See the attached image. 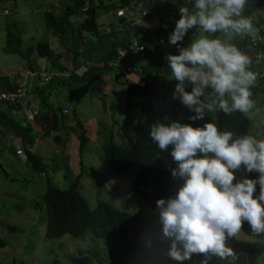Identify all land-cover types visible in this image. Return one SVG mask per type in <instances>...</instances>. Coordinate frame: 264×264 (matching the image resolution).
<instances>
[{
  "label": "clouds",
  "instance_id": "9594fccd",
  "mask_svg": "<svg viewBox=\"0 0 264 264\" xmlns=\"http://www.w3.org/2000/svg\"><path fill=\"white\" fill-rule=\"evenodd\" d=\"M247 2L188 0L191 9H178L168 45L183 43L193 29L200 35L164 60L170 80L176 81L171 100H178L192 115L187 123L182 117L172 120L165 115L149 126L147 136L157 150L156 158L167 153L174 165L167 170L178 187L155 201L140 235L138 264H186L194 256H199V264H210L213 257L235 260L225 242L240 234L242 224L253 234L264 233V138L219 131L215 122L192 126L204 119L206 110L246 114L255 109L251 88L257 86V77L264 81L260 74L264 52L256 54L251 71L250 58L243 51L264 44V32L256 34L251 18L242 15ZM88 8L86 4L71 22H83ZM205 33H221L225 39ZM233 35H248L251 42L241 51L229 42ZM248 173L258 175L248 178Z\"/></svg>",
  "mask_w": 264,
  "mask_h": 264
},
{
  "label": "trees",
  "instance_id": "16d2710c",
  "mask_svg": "<svg viewBox=\"0 0 264 264\" xmlns=\"http://www.w3.org/2000/svg\"><path fill=\"white\" fill-rule=\"evenodd\" d=\"M70 1L71 2L66 5V9L70 12L67 13L68 11H66L59 17H61L62 20L66 19L67 22L72 16L79 15L84 6L88 4L89 8L85 14L86 19L80 23L81 30L97 35L98 25L95 19L97 9L110 13V11L126 5L125 0H116V3H114L115 6L112 5L111 0H107V3L103 2L104 0ZM163 2L164 3H161L163 11L159 14V21L156 24L155 30L145 34V36L149 37L147 40L150 39L151 41V38L154 40V43L151 44V48L146 49L144 52L145 59L152 60V63L144 66L142 65L140 68L149 76L143 80H141V78L135 81L126 80L125 83V93L123 96L124 108L121 120L119 124H117L120 145L116 144L111 137L108 142L102 146L106 164L111 168L113 173L122 175L126 179L131 194L135 195L137 199L127 198L136 202L137 206L133 207L134 210L132 211L131 209L125 210V208H123V211L108 203L99 202L96 208H90L78 191L80 177L84 176L86 170L80 163L79 175L67 189H58L51 185L47 186V190L43 197L47 214L46 230L43 237L45 240H56L63 236H68L73 239L87 241V247L83 250L80 249L76 251L75 249L72 252L65 253V262L54 258L52 259V264H138V258L134 261V257H132V254L140 249V237L136 236V232H133L131 227L133 217L136 215L135 211L143 213L141 209L142 204L152 211L157 199L172 195L178 187V182L170 178V174L167 170L169 166H174L170 157L167 153H161L160 158H156L155 153L157 150L155 146L151 144L147 133L149 126L155 119L167 115L172 120L182 117L183 122L187 123V117L192 115V113L184 108L178 100H171L170 94L176 81L170 80L171 78L168 80L157 79L159 75H170L164 56L166 54H176V50L174 46L168 45L167 35L173 30L174 22L179 19L178 9L182 6L191 9V4L188 3V0H163ZM253 3H255L254 0ZM143 4L149 10V16L142 19L145 24L148 23L150 17L153 16L152 12L153 9L156 8L157 1L145 0ZM247 4H249V1ZM246 5L242 15L250 17L253 28L256 29V34L262 35L264 32V15H256L253 12L254 8H248ZM61 19L60 22L62 27L60 31L66 33V30L63 28L66 24L63 23ZM58 22L59 21H57L56 24ZM121 28H125L124 32L126 35L130 25L126 27L121 26ZM113 34L114 33L108 34V38L113 39ZM207 35L209 38H217L218 33ZM20 36L21 31L17 28V25L13 22L7 23L5 26L4 52L15 54L28 60L30 59L31 53L35 52L38 58L49 60L52 64L58 66L60 72L66 71L71 75L67 78H56L51 80L55 81L57 86L65 89L81 86L86 83L90 76L111 69L109 62H107V64L105 63L102 68L89 65L84 76L78 78L72 75V73L83 64H86V59H88V56H86L79 46L76 45L75 48L71 49L68 57L63 60V62L71 60L73 63L71 67H66L63 66V63H58V58L55 57L47 41H41L29 47L26 54L21 53L19 51ZM131 36L132 35H129L128 39ZM72 38L76 39L74 34H72ZM251 38L252 37L248 35H233L229 42L235 44L243 51V44L249 45ZM161 39L163 43L159 42ZM180 45L181 47L185 46L183 43ZM119 46H121V43L112 41L108 48V53H106V56L110 58H108L109 61H112V58L114 59L115 50ZM260 51L264 52L263 43L257 46H248L246 52L243 51L249 56L251 61L249 70L254 71L253 68L257 58L256 54ZM80 52L82 53L81 55ZM78 58L80 59L78 60ZM262 59L264 60V55ZM151 73L155 75L152 76ZM260 74L262 77L264 76L263 71H261ZM115 77L121 78L119 76ZM256 80L257 86L251 88V99L255 102V109H253V111L260 109L262 110L261 115H264V81L258 77ZM46 85H44L42 89H44ZM189 90L190 88H186V91ZM207 91L209 90H206V94ZM6 106H8L9 110L13 109L18 113L21 110V103ZM109 110L113 112L112 116L114 118L115 112L113 102L109 104ZM63 117L64 114H61V118L58 119L56 111L52 110L51 114L38 117L40 121H46L45 123L51 119L52 121L47 124V126L41 122L36 125L33 123L23 125L9 117H7L2 125L7 129H11L15 136H18L22 141L25 140L28 145H33L37 137L42 138L44 136L52 137L55 143L60 144L61 136L57 131L60 129V126L64 130L68 129ZM113 121L116 120L114 119ZM206 122H215L219 131H233L237 135H254L255 132V125L252 123L248 114L239 112L224 114L216 110L213 113L205 114L203 120L192 123V126H201ZM256 122V125H258V121ZM75 124V127L78 126L79 128L76 134L79 139V154L81 155L88 143V137L86 131L81 126V121L75 119ZM37 127H40L42 131ZM24 153L26 154L27 161L31 162L33 169L37 173L43 174L45 165L42 161L25 148ZM85 175H87V171ZM255 176L256 173L247 174L248 178H255ZM9 229L17 230L16 227H9ZM241 231L247 236L257 235L251 233L246 223L242 224ZM225 243L226 246L234 251L236 259L231 260V258H227L221 260L217 257H213L210 264H264V237L262 240L257 241L243 240L234 237L228 239ZM5 246L6 243L0 238V248ZM199 259V256H194L190 261L186 262V264H199ZM165 264H174V262L166 261Z\"/></svg>",
  "mask_w": 264,
  "mask_h": 264
},
{
  "label": "rangeland",
  "instance_id": "374dc122",
  "mask_svg": "<svg viewBox=\"0 0 264 264\" xmlns=\"http://www.w3.org/2000/svg\"><path fill=\"white\" fill-rule=\"evenodd\" d=\"M111 1L112 5L115 6L116 0ZM248 1L249 4L246 5L248 8L253 7V12L258 16L264 15V0H254L255 3H253V0ZM29 2L34 3L35 8L45 6L51 9V6L56 9L59 5H68L70 0H30ZM103 2L107 3V0ZM24 5L23 0H0L1 12L4 9L10 12L6 16L0 15V70L4 73L14 72L19 67L27 71V62H30L31 58L27 60L15 54L5 53L2 50V47L5 46L3 23L19 22L22 26L21 31L28 35L25 47L22 44L19 48V51L23 54L27 53L33 42L36 44L41 41L50 42V48L53 51L60 50L58 40L47 35L44 12L38 11L32 16L30 12H25ZM20 7L24 12H21L19 16L16 12ZM111 15V13L97 9L98 35L81 32L83 36L79 44L88 56L89 61L94 62L91 59L92 57L97 56L99 58L100 52L105 53L109 48L105 43V41L110 40L108 33L111 32L117 35L121 31L125 35V28L122 29L121 26L116 25V21L111 19ZM32 17L34 18L32 19ZM19 23L16 25L18 26ZM199 35L198 30H190L184 37L183 44L186 46ZM217 38L225 39L221 33H218ZM62 44L61 47H64V49H72V42ZM68 55H65V57ZM44 60L47 59H38L37 61L36 58V62L40 67L42 62H45ZM89 64L94 66L90 62ZM43 71L41 69V72L36 73L31 78V82L26 80L25 84L24 81L27 89L30 88L34 91L40 86L38 78H41L40 74ZM102 73L101 77L104 82L110 84V87L113 88L111 94L104 98H95L94 91H90L78 102L69 103L65 94H60L57 88V91L53 90L56 85L55 81H51L44 87V89L50 91L49 94H51L54 109L62 110L67 107L69 113L63 117L68 129L64 130L60 126L57 131L61 136L60 144L55 143L52 137H42L41 139L37 137L39 141H37L36 148L29 149L45 165L43 174L37 173L33 169L31 162L26 160L24 152L22 156L16 155L14 147L25 148L26 145L18 139L12 142H1L7 144L6 146H0V238L6 243L5 247L0 248L1 264H52L54 258L65 262V253L72 252L75 249L76 251L83 250L87 247V241L73 239L68 236L56 240H45L43 237L47 218L43 197L47 186L67 189L79 175L80 163L86 169L85 174L87 171V175L84 174L80 177L78 191L90 208H96L99 202L108 203L123 211V208L132 211L134 210L133 207L137 206L136 202L130 200V198L137 199V197L131 194L126 179L122 175L111 171V168L105 162L102 149V146L111 137L116 144L120 145L117 124L121 120L124 108V95L121 84H125L127 78H116L111 69ZM110 101L114 104V118L112 116L113 112L108 108L105 109L106 102L108 104ZM261 111L260 109L259 111L251 110L250 113H246L255 125L254 135L258 138H263L264 134V123H262L264 122V115H261ZM213 112L206 110L205 114ZM19 116L21 118L20 114ZM75 119L81 121V126L86 130L88 136V143L81 155L79 154V139L76 134L79 128L78 126L75 127ZM114 119L116 121H113ZM256 121H258V125H256ZM241 174L237 173V176ZM256 175L258 174L256 173ZM141 209L144 214L135 211L136 215L133 217L131 224L132 231L136 232L137 237H140L151 212L143 204ZM9 227H16L17 230H10ZM263 237L264 233L247 236L242 231L236 236V238L250 241L262 240ZM138 255L139 250L132 254L134 261L137 260Z\"/></svg>",
  "mask_w": 264,
  "mask_h": 264
},
{
  "label": "crops",
  "instance_id": "0c3cea01",
  "mask_svg": "<svg viewBox=\"0 0 264 264\" xmlns=\"http://www.w3.org/2000/svg\"><path fill=\"white\" fill-rule=\"evenodd\" d=\"M29 1L30 0H23V2L25 4L24 5L25 8H23V9L27 13L30 12L31 13L30 15H32V16H34L35 13H38V11H43L44 12V22L46 23L45 24V27H46V30L48 31V34L47 35L48 36H53V38L54 39H57L58 42L60 43V47H58L60 50L59 51L58 50H55V51L52 50V51L54 52L55 57L58 58L59 64H62L63 63V66L71 67L73 65V63L71 62V60H68L67 59L68 61H64L63 62V60H65L68 57V56L65 57V55L69 54V52L71 51V49L70 48L64 49V47H61V44L62 43L70 44V42H72V49L75 48L76 45L79 46V48L81 49L79 42H81V39H82V36H83V34L81 32H83V31L81 30L80 24L75 23V22H71V21L75 20V18L77 16L76 15L72 16L66 22L65 17H64L65 20H62L61 17H59L64 12L68 11V9H66V4L64 6L59 5V7L56 8V9L55 8H52L51 6H50L51 9H48L45 6H40L38 8H35V4L34 3H31ZM146 3H147V1H146ZM21 8L22 7H20L18 9V11L16 12L19 16H20L21 12H24L23 10H21ZM116 10L110 11V13L112 14L111 15L112 16L111 19H114L116 21V25L125 26V27L127 25H130V28H128L129 31H128V33L125 36H123V34H121V33H118L117 35L114 34L115 36H113V39L110 38L109 41L108 40H107V42L105 41V43L109 47H110L112 41H116V43H121V46H119V47H122V46H124V44H126L129 35H132V36H140V33H141L140 32V28L143 25V21L140 19V16L139 15H136V16H128V15H126L124 18L117 19L116 16H115ZM5 11L7 13H4ZM69 12L70 11H68L67 13H69ZM9 14H10V12L8 10H6V9H4L2 12L0 10V15L6 16V15H9ZM85 17H86V15H85ZM33 18L34 17H32V19ZM59 18L61 19V21L63 23L66 24V25L63 26L64 30H66L65 31L66 33H64V32L62 33L60 31L62 25H61V22H60V19ZM57 21H59V22L56 24ZM119 21H122V22L120 23ZM8 23H10V22H8ZM13 23L18 24L19 22L13 21ZM135 23H137V24H135ZM6 24L7 23H3V26H2L3 29H4V31H3L4 33H5V26H6ZM19 25H20V23H19ZM19 25L17 26V28L21 31L22 30V26L20 25V27H19ZM72 34H74V36L76 37V39H73L72 38ZM108 34H111V33H108ZM56 35H58V36H56ZM147 38H149V37H147V36L144 35V37L142 38L141 44L144 45V46H147L148 45V47H149L148 49H150L151 48V44L154 43V40H152V38H151V41H150V39L147 40ZM27 39H28V35L25 32L21 31L20 46L23 44V47H25V43H26ZM69 40H70V42H69ZM3 41H5V35L4 34H3ZM161 41H162V39H161ZM161 41H159V42H161ZM48 43H49V46H50V42H48ZM33 45H35L34 42L32 43L31 46H33ZM118 48H116V49H118ZM3 49H4V46L2 47V50ZM106 53H108V49L106 50L105 53L104 52L103 53L100 52V57L99 58L97 56L96 57H92L91 59L94 62L89 61L88 59L85 58L87 60L86 61V64L88 65L87 68L90 65L89 62L92 63L95 67H98V68L104 67V64L105 63L107 64V62L110 63L111 62V61H109L110 58L108 56H106ZM81 54L82 53L80 52V55ZM31 55L32 56H30V58H31L30 62H27V66H28L27 67V71H25L21 67L17 68L14 72H11V73L10 72L4 73V72H2L0 70V93L1 92H13L16 89L17 84L20 83V82H23L24 83V81H25V84H26V80H29L31 82V78L33 76H35L36 73H39V71L41 72V69L44 70L43 73H41V74L60 72L58 70V66H56L55 64H52L49 60L48 61L47 60H44L45 62L44 63L42 62L41 67H40L38 65V63L36 62V58H37V61H38V59H42V58H38L36 56L35 52H32ZM144 56L145 55L143 53V57L137 61V64L135 65V67L137 68V70L135 72L126 73V75H124L125 79L127 78L126 80L135 81V80H139L140 78H141V80H143L145 78H148L149 75L146 72H144L143 70H141L140 68L142 67V65L144 66L146 64L152 63V60L145 59ZM79 59L80 58H78V60ZM112 61H113V58H112ZM110 67H111V70H113L111 65H110ZM20 74L22 75V78H19V75ZM102 74H103L102 72L100 74H95V75H100V79L97 82H95L90 87V90H89V92L90 91H94V93H95L94 94V97L95 98H98V97H100V98L107 97L109 94H111V92L113 90V88L110 87V84H106L104 82V80L101 77ZM151 75L154 76L155 74L154 73H151ZM39 78H38V82H39ZM169 78H171V74L169 76L159 75L157 77L158 80H168ZM121 86L123 87V95H124V93H125V84L124 85L121 84ZM25 87H26V85H25ZM56 88L58 89V91L60 92V94H65L66 95V91L68 89H65L63 87H60V86L55 85V87L53 88V90L57 91ZM27 90H29V93H28V96H27V101H28L27 104H28V107L31 110H37L38 113H39V115L36 117L35 121L33 122L34 125L39 124L41 122L42 124H44V125L47 126V124H49L52 120L50 119V121H47V123H45L46 121H40V118H38V117H40L41 115H49V114H51V111L52 110H55L56 111L57 118L58 119L61 118V114H63V110L68 111L67 114L69 113V109L67 107H64L62 110H60V109H54V107H53L54 105L52 104V101H51V99H52L51 98V94H49L50 93L49 89L45 90V89H42L41 86H39L34 91H32V89L30 90V88L27 89ZM91 93H93V92H91ZM110 103H111V101L108 102V104L106 102L105 109H107V108L109 109V104ZM23 111H24V106L22 104H21V110L19 111V113L16 112V111H14L13 109L9 110L8 109V106H6V105H2L0 107V146L1 147L4 146V145L5 146L7 145L5 143H1L2 141H5V142L6 141H11L12 142V141L18 139L22 144L26 145L25 146V149L26 150L36 148L37 141H39L38 138H36L34 140L35 142L33 143V145H28L25 142V140L22 141L18 136H15L13 134V131L11 129H9V128L7 129V128L3 127V125H2L4 123V121H6L7 117L13 118L15 121H18L19 123H21L23 125L28 124L24 120ZM19 114L21 115V118H20ZM64 115H66V114H64ZM48 118H50V117H48ZM37 128L40 131H42L40 129V127H37ZM38 135H40V134H38ZM45 138H50V137H45ZM11 142H10V144H12ZM14 149H15V152H16V150H21L22 151V155H24L23 154L24 148H20L18 146H15ZM22 155H18V156H22Z\"/></svg>",
  "mask_w": 264,
  "mask_h": 264
},
{
  "label": "built area",
  "instance_id": "2783aa9c",
  "mask_svg": "<svg viewBox=\"0 0 264 264\" xmlns=\"http://www.w3.org/2000/svg\"><path fill=\"white\" fill-rule=\"evenodd\" d=\"M126 5L120 6L115 16L117 19L124 18L126 15L128 16H136L139 15L140 19L147 18L149 16V10L145 7L143 2L145 0H125ZM157 5L156 8L153 9V16L150 17V21L148 23H143L140 28V36H131L124 46L119 47L115 50L114 59L109 63L112 66L113 72L115 76L124 77L126 73H132L137 70L135 65L137 61L143 57V53L148 49V45L144 46L141 44V39L144 37L146 33L149 31H154L156 28V24L159 21L160 12L163 11L161 7V3H164L163 0H156ZM4 13H7L6 11ZM137 24V23H135ZM154 35V34H153ZM252 43H256V39H252ZM138 45V49L136 50ZM181 47L180 44L174 46L176 50L177 47ZM125 52V55L121 57L122 52ZM87 64H83L77 70H75L72 75L81 78L87 71ZM252 71V70H251ZM71 75L66 72H55V73H44L41 74V78H39V82L41 85H45L53 79L56 78H67ZM19 78H22V75H19ZM29 90L25 87L23 82L17 84L16 89L13 92H1L0 93V107L2 105H14L17 103H21L24 106L23 117L26 123L32 124L36 117L38 116L37 110H31L27 104V96ZM63 113L66 114L67 111L63 110ZM16 155H22L21 150H16Z\"/></svg>",
  "mask_w": 264,
  "mask_h": 264
},
{
  "label": "water",
  "instance_id": "95a60500",
  "mask_svg": "<svg viewBox=\"0 0 264 264\" xmlns=\"http://www.w3.org/2000/svg\"><path fill=\"white\" fill-rule=\"evenodd\" d=\"M119 22L121 23L122 21ZM99 79H100V75H93L87 79L85 84L75 88L68 89L66 91L67 102L69 103L78 102L89 92L90 87Z\"/></svg>",
  "mask_w": 264,
  "mask_h": 264
}]
</instances>
